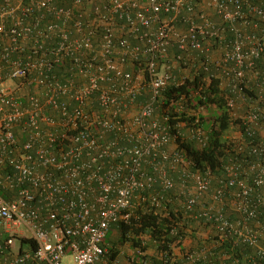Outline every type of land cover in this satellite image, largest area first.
<instances>
[{"label": "built area", "instance_id": "built-area-1", "mask_svg": "<svg viewBox=\"0 0 264 264\" xmlns=\"http://www.w3.org/2000/svg\"><path fill=\"white\" fill-rule=\"evenodd\" d=\"M260 21L264 0H0V264H120L112 225L171 191L264 264V135L214 182L181 145L206 147L207 131L172 123L185 97L164 95L204 57L229 110L264 132V86L255 100L243 89L264 53ZM210 253L186 251L184 264H244Z\"/></svg>", "mask_w": 264, "mask_h": 264}, {"label": "trees", "instance_id": "trees-1", "mask_svg": "<svg viewBox=\"0 0 264 264\" xmlns=\"http://www.w3.org/2000/svg\"><path fill=\"white\" fill-rule=\"evenodd\" d=\"M260 23L264 25V21ZM183 67L187 68L189 73L185 84L178 88L170 86L164 93L167 96L184 94L185 97L183 102L185 109L179 114H172V123L178 121L174 119L178 116L187 123L186 128L194 125L207 131L209 142L206 147L199 148L193 142L187 141L181 142V145L185 148L187 156L193 160L195 168L204 174L210 168L213 169L214 182H219L217 179L224 176V166L228 161L236 156L247 158L250 147L262 141L264 132L257 128L255 135L250 136L240 117V111L235 115L229 110L226 104L227 92L222 86L223 78L215 62L200 57L194 63L187 61V65ZM262 86L264 53L256 61L255 66L248 70L247 83L243 85V89L249 100H255L258 99ZM259 106L260 111L261 109L264 111V100ZM244 113L246 114L245 110L241 115ZM234 131L238 136L231 138L229 135ZM168 195L169 200L165 202L163 208L158 209L143 203L135 206L126 220H120L112 225L106 237L111 260L121 254L123 246L128 245L134 249L135 264L137 261L147 264H184L183 256L186 251L201 249H210L211 258L230 254L239 256L244 264H251L247 258L252 252L250 248L234 249L230 242L219 240L212 224L192 218L193 212L186 211L174 191ZM226 200V210L231 209L232 198L228 196ZM202 227L209 230L208 236H200L199 231ZM174 230L178 233H174ZM188 238H191L193 243L189 248L185 246ZM20 239L22 244L30 241L33 244L28 238ZM33 246L35 247L34 244ZM177 247L181 249L182 256L177 255ZM150 249H154L153 254L148 253Z\"/></svg>", "mask_w": 264, "mask_h": 264}, {"label": "rangeland", "instance_id": "rangeland-1", "mask_svg": "<svg viewBox=\"0 0 264 264\" xmlns=\"http://www.w3.org/2000/svg\"><path fill=\"white\" fill-rule=\"evenodd\" d=\"M229 136H231V138H235V137L238 136V133L234 131V132L230 133ZM199 232H200L199 233L200 236H208L209 235L208 234L209 233V230L207 228H203L202 227V228H200V231ZM17 245H19V244H17ZM190 245H193V243L191 242V238H188L186 240V242H185V246L187 248H189ZM133 250L134 249H131L128 245L123 246L121 248V254L119 255V262H120V264H130L129 258H131V257L134 256V251ZM153 250L154 249L148 250V253L153 254ZM176 253H177V255L182 256V251H181V249L179 247L176 248ZM155 254H157V253H155ZM158 256L160 257V254H158Z\"/></svg>", "mask_w": 264, "mask_h": 264}]
</instances>
